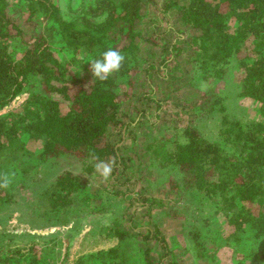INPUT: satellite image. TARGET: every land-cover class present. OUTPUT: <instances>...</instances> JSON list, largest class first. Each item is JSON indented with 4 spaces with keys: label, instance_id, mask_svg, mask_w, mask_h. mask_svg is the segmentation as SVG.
Wrapping results in <instances>:
<instances>
[{
    "label": "trees",
    "instance_id": "1",
    "mask_svg": "<svg viewBox=\"0 0 264 264\" xmlns=\"http://www.w3.org/2000/svg\"><path fill=\"white\" fill-rule=\"evenodd\" d=\"M16 5L40 31L26 37L21 19L10 16ZM143 9L144 0H91L80 12L65 15L58 0H0V184L7 180V186L0 187V206L16 195L2 162L7 159L5 164L20 172L26 160L21 162L19 148L26 138L41 145L34 157L38 163L26 168L35 169L31 181L43 164L53 167L63 157H73L82 165L83 173L63 169L54 180L36 188L33 198L29 196L34 202L46 199L47 219L53 215L49 219L62 225L77 220L81 225L102 212L81 208L77 198L86 190L83 175L96 172L97 163L114 161L125 166L119 153L122 146L111 140L110 129L124 117L126 96L117 91L120 80L134 75L140 65L136 38ZM170 9L179 12L183 26L193 30L191 61L211 88L192 102L183 129L174 126L182 133L179 137L153 138L147 147L150 157L158 167L179 174L180 179L171 175L169 189L187 198L186 207L195 194L213 209L207 221L223 213L234 229L230 237L249 234L264 245V0H165L162 11ZM109 48L124 54L125 61L105 81L93 80L91 73L87 78H70L71 64L58 55L70 53L71 63L83 61L89 67ZM173 54L176 58L179 52L173 48ZM235 69L240 78L238 96L259 102L263 120L249 122L233 114L224 83ZM132 96L133 92L130 100ZM155 102L160 109L162 101ZM202 118L215 123L216 138L202 134ZM151 232L142 238L158 239L167 248L165 238ZM114 235L123 242L130 233L116 229ZM194 235L198 234L189 233L193 252L201 245ZM120 245L88 256L103 260L101 264H130L125 253L128 245ZM17 253L21 254L20 248ZM141 253L148 254L147 264H154L149 248ZM246 257L264 263V249L251 250ZM11 260L0 254L1 262L12 264Z\"/></svg>",
    "mask_w": 264,
    "mask_h": 264
},
{
    "label": "rangeland",
    "instance_id": "2",
    "mask_svg": "<svg viewBox=\"0 0 264 264\" xmlns=\"http://www.w3.org/2000/svg\"><path fill=\"white\" fill-rule=\"evenodd\" d=\"M58 1L65 15H73L83 10L91 0ZM164 2L144 0L143 17L138 24L139 35L136 38L140 65L134 75L121 79L117 88L126 96L124 117L117 127L110 129V138L122 146L119 153L125 166L114 163L107 180L97 172L83 175L86 190L79 194L78 204L86 210L102 209L100 215L90 216L81 225L78 220L62 225L49 219L53 215H48V219L44 215L49 205L46 199L34 202L29 198L34 197L36 188L54 180L63 169L71 168L76 174L83 173L82 165L76 163L75 158L63 157L53 167L43 164L33 181L29 177L35 169L28 171L26 168L38 163L34 158L41 148L38 141L21 140L19 156L21 162H26L20 167V172L6 165L7 159L3 160V169L14 185L16 195L0 206V254L4 252L8 261L12 257V264H77L80 260L85 264H101L103 260H94L88 255L118 244H123L121 247L128 245L125 253L130 256V264H147L148 254H142L141 250L148 248L154 264H172V261L177 264H264L246 257L251 250L264 249L260 240L243 233L230 237L234 229L226 222L223 213L207 221L213 209L195 194L186 207L187 198L169 189L171 175L180 179L179 174L175 169L158 167L150 157L147 147L153 138L165 136L172 140L179 137L182 133H178L176 125L183 129L190 118L188 109H191L192 102L203 98L211 88L202 74L196 72L191 61L194 57L191 46L193 30L183 26L181 15L176 10L163 12ZM19 7L16 5L10 16L21 19L20 28L27 31L28 38L40 28L34 21L24 18ZM229 23L235 25L234 20ZM13 32L16 33V29ZM11 48L15 50V46ZM173 48L179 52L177 59L172 55ZM58 55L62 61L71 64L70 78L90 76L89 67L83 61L71 63L70 53ZM149 65H152L150 69ZM238 72L237 69L231 71L232 75L229 74L224 83L233 114L249 122L263 120L259 102L238 96ZM132 92L134 96L130 100ZM156 99L162 101L160 109ZM130 103L133 104L131 107ZM200 120L202 134L216 138L215 123L208 122L206 118ZM67 217L62 215L63 220ZM116 229L127 230L130 235L121 242L114 235ZM149 230L151 234L164 237L167 248L158 239L144 240L142 235L149 234ZM190 232L199 235L192 237L196 241L199 239L197 244H201L194 252ZM229 237L231 240L226 245ZM18 248L21 254L17 253ZM0 264L6 263L0 261Z\"/></svg>",
    "mask_w": 264,
    "mask_h": 264
},
{
    "label": "clouds",
    "instance_id": "3",
    "mask_svg": "<svg viewBox=\"0 0 264 264\" xmlns=\"http://www.w3.org/2000/svg\"><path fill=\"white\" fill-rule=\"evenodd\" d=\"M125 61V56L120 51L109 48L104 51L99 58L90 61L89 70L93 80L105 81L113 73L119 72ZM115 162L104 163L100 162L95 165V170L100 176L107 180L112 171V165ZM7 180L4 184H0V187H6Z\"/></svg>",
    "mask_w": 264,
    "mask_h": 264
},
{
    "label": "crops",
    "instance_id": "4",
    "mask_svg": "<svg viewBox=\"0 0 264 264\" xmlns=\"http://www.w3.org/2000/svg\"><path fill=\"white\" fill-rule=\"evenodd\" d=\"M92 210H93V209H92ZM93 211H97V210L94 209ZM98 214L100 215V213L97 212V213L92 214L91 216L98 215Z\"/></svg>",
    "mask_w": 264,
    "mask_h": 264
}]
</instances>
